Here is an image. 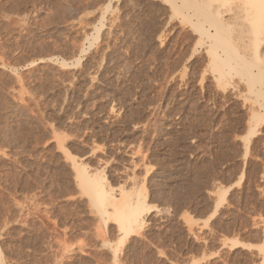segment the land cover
<instances>
[{
  "label": "rangeland",
  "instance_id": "1",
  "mask_svg": "<svg viewBox=\"0 0 264 264\" xmlns=\"http://www.w3.org/2000/svg\"><path fill=\"white\" fill-rule=\"evenodd\" d=\"M185 1L0 0V264H264L261 18Z\"/></svg>",
  "mask_w": 264,
  "mask_h": 264
},
{
  "label": "bare ground",
  "instance_id": "2",
  "mask_svg": "<svg viewBox=\"0 0 264 264\" xmlns=\"http://www.w3.org/2000/svg\"><path fill=\"white\" fill-rule=\"evenodd\" d=\"M182 1V0H181ZM206 1H208V2H206L208 5H209V0H206ZM239 1V0H238ZM247 1V0H246ZM250 1V0H249ZM248 1V2H249ZM254 2V1H253ZM252 1H251V3H253ZM186 3L188 4V5H190V6H193V7H195L196 8V11H198L199 13L200 12H204V11H206V9L204 8V6L205 5H203V1H202V3L201 2H195V1H192V0H187V2L185 1V2H183L182 4L183 5H185V7H188L187 5H186ZM251 3L249 4L248 3V5H249V7L250 6H253V5H251ZM255 10H254V15H256V17L257 18H261L260 20H258V21H256V22H261L262 23V21H264V0H255ZM236 4V3H235ZM240 4V3H239ZM247 3L245 2V4L244 5H246ZM243 5V6H244ZM240 6H241V4H240ZM178 7V6H177ZM242 7V6H241ZM179 8V7H178ZM250 8H252V7H250ZM254 8V7H253ZM188 9V8H187ZM234 10H235V8H234ZM237 10H238V7L236 8V12H237ZM245 11H246V13H247V9H244ZM253 9H251V11H252ZM211 11H213V10H211ZM233 12V11H232ZM236 12H234V13H236ZM241 12H242V10H241ZM241 12H239V13H241ZM192 13H194V10L192 11ZM233 13V15H235ZM239 13H237V14H239ZM184 14V13H183ZM236 14V15H237ZM253 14V13H252ZM232 15V16H233ZM249 15V14H248ZM240 16V15H239ZM247 16V15H246ZM250 16H251V14H250ZM235 17V16H234ZM243 17V16H242ZM242 17H240V18H242ZM207 18V17H206ZM205 18V19H206ZM244 18V17H243ZM247 18V17H246ZM257 18H256V20H257ZM232 19H233V17H232ZM252 20H253V17L251 18ZM234 20V19H233ZM232 20V21H233ZM208 21V23L211 25V26H213L215 29H213L214 31H215V33H211L212 35H216V34H219L218 33V31L220 30V29H222L223 28V24L225 23V22H227V20H225L224 18H222V15L220 14H215V15H213V16H211L208 20L206 19V22ZM251 21V20H250ZM232 23H234V21L232 22ZM261 23H260V25L259 26H263L262 28H261V30H263V28H264V25L262 24L261 25ZM264 23V22H263ZM210 26V27H211ZM241 26V25H240ZM244 26V25H243ZM228 27H230V25L228 26ZM235 28V27H234ZM204 29V28H203ZM241 29V28H240ZM247 29V28H246ZM255 29H258L259 30V27L258 28H255ZM209 30V29H208ZM208 30H205V32L204 33H206L207 35H206V37H208V35H209V38H211V40L212 39H214L215 38V36H212L209 32H208ZM243 30V28L241 29V31ZM258 30H255V32H254V36H255V33L256 32H258L259 33V31ZM236 31H238V30H236ZM240 31V32H241ZM254 31V30H253ZM239 32V31H238ZM249 33H252V32H250V31H248ZM247 32V33H248ZM261 32V31H260ZM263 32V31H262ZM233 33V32H232ZM203 34V33H202ZM239 34H241V33H238V35ZM260 34V33H259ZM242 35V34H241ZM250 35V34H249ZM200 36V35H199ZM218 36V35H217ZM234 36V35H233ZM240 36V35H239ZM248 36V35H247ZM256 36H258V34H256ZM219 37V36H218ZM218 37H216V38H218ZM237 37V36H236ZM260 37H261V35H260ZM208 38V39H209ZM234 38V37H233ZM253 38V37H252ZM258 38H259V36H258ZM237 39H238V37H237ZM242 39V38H241ZM248 40V39H247ZM254 40V39H253ZM215 41V40H214ZM228 41V40H227ZM229 41H230V39H229ZM249 41L251 42V40L249 39ZM256 41H259V43H261L260 42V40H256ZM264 41V40H263ZM211 42V41H210ZM219 42V41H218ZM217 43V42H216ZM249 43V42H248ZM215 44V43H214ZM229 44H230V42H229ZM241 44V43H240ZM263 44V43H262ZM217 45V44H216ZM218 45H219V43H218ZM251 45H253V44H251ZM257 45V44H256ZM260 45V44H259ZM225 46V47H224ZM223 47L224 48H222V51L221 52H223L222 54H220V53H216V56L215 57H217V59L218 60H223L225 57H227V55L230 53V51L232 50V46L230 47V46H227V45H224ZM236 47H237V45H235ZM247 47H248V44H247ZM246 47V48H247ZM241 48H243V47H241ZM246 48L244 49V50H246ZM253 48V47H252ZM257 47H255V49H256ZM249 49V48H248ZM241 50V49H240ZM253 50H254V48H253ZM212 51V50H211ZM210 51V52H211ZM236 51H239V50H236ZM253 52H255V50L253 51ZM252 52V53H253ZM233 53H235V55L237 54V52H233ZM245 53V52H244ZM244 53H242V55L244 54ZM213 54V53H212ZM211 54V55H212ZM231 54H232V52H231ZM241 53H239V55H240ZM246 54V53H245ZM249 54V53H248ZM213 55H215V53L213 54ZM230 55V54H229ZM239 55H238V57H239ZM209 56V55H208ZM264 56V55H263ZM252 57H255V56H252ZM256 57H257V59L258 60H260L259 58H258V55H256ZM240 59H244V56H240L239 57ZM264 58V57H263ZM232 59V58H231ZM233 59L235 60V59H237V58H234L233 57ZM242 59V61H244L245 59H246V57H245V59L243 60ZM253 59H255V58H253ZM247 61V60H246ZM245 61V62H246ZM262 61H263V59H262ZM237 63H238V61H236ZM235 62V63H236ZM245 62H244V64H245ZM261 62V61H260ZM227 63V62H226ZM247 64H248V61L246 62ZM262 63V62H261ZM247 64H246V66H247ZM264 64V63H263ZM230 65V64H229ZM228 65V66H229ZM237 65V64H236ZM234 66V67H237V66ZM239 65V64H238ZM245 66V67H246ZM232 67H233V65H232ZM242 67H243V65H242ZM230 68V67H229ZM248 68H251V67H249V64H248ZM248 68H247V70H248ZM217 69L218 68H215L214 70H216L217 71ZM222 69V68H221ZM224 69V68H223ZM222 69V70H223ZM250 71H252V70H250ZM254 71V70H253ZM257 71H259V69L257 70ZM261 71H262V69H261ZM218 73H219V75H221V73H220V70H218L217 71ZM217 73V74H218ZM252 73V72H251ZM250 73V74H251ZM255 73V72H254ZM254 73H253V75H254ZM264 73V72H263ZM223 74H224V72H223ZM248 74V73H247ZM248 75V77H250L251 76V78L253 77V79L257 76L259 79H260V75H258V73H255V77L253 76V75ZM218 75V77H220ZM264 75V74H263ZM222 76V75H221ZM262 76V75H261ZM257 78V79H258ZM263 78H264V76H263ZM256 79V78H255ZM261 80H264V79H262L261 78ZM260 80V81H261ZM261 82H263V81H261ZM262 84H264V82L262 83ZM260 91V90H259ZM257 92V91H256ZM255 92V93H256ZM261 92V91H260ZM263 93H264V91H263ZM262 95V94H261ZM74 166V168H75V170H76V176H77V178H78V180H80L82 183H83V185H84V187H85V189H86V191H88V193L90 194V197H93V199H94V201L96 202V205H97V207L99 208V211H100V213L101 214H106V215H112V216H110V217H113L114 216V218L117 220V223H118V227H119V229L120 230H122V232H123V235L124 236H126L127 234H129L130 232H133L134 231V229H136V228H140L141 226H142V224L144 223V221H145V218L144 217H142V216H140V212L141 211H138L139 209V206H138V203L137 202H135V204H128V202H127V206H126V210H122L121 211V209H123V208H121V209H116L115 208V205H113V204H115V202H113V200H112V198H113V196H112V193H111V188L108 186V184H106V182H105V180L103 179V177H101L103 180H96V178L92 175V174H89V172L88 171H86L85 170V168L84 167H82L81 165L79 166H75V164L73 165ZM97 174V173H96ZM95 178V179H94ZM83 187V188H84ZM114 199V198H113ZM223 199V194L222 195H220L219 197H218V201H221ZM108 203V204H107ZM109 203L110 204H112L113 205V207L115 208H113V210L116 212H114V211H112L111 213L110 212H108V211H106L104 208H103V206L106 204V205H109ZM219 203V202H218ZM218 203L216 204V206L218 205ZM124 205H126V204H124ZM117 207V206H116ZM117 210H119V211H117ZM141 210V209H140Z\"/></svg>",
  "mask_w": 264,
  "mask_h": 264
}]
</instances>
